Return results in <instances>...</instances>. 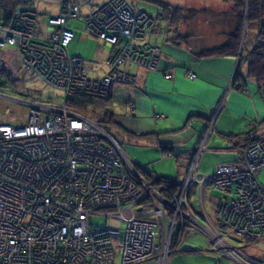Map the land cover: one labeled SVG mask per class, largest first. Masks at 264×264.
Wrapping results in <instances>:
<instances>
[{
  "label": "built area",
  "instance_id": "2783aa9c",
  "mask_svg": "<svg viewBox=\"0 0 264 264\" xmlns=\"http://www.w3.org/2000/svg\"><path fill=\"white\" fill-rule=\"evenodd\" d=\"M57 5L55 14L40 13L35 4L0 20V90L33 99L7 98L0 91V99L21 108L14 115L0 108V264H165L181 240L170 248L174 217L165 205L178 201L189 219L184 227L205 235L224 255L232 253L230 240L264 241L258 178L264 138L255 131L235 151L236 159L210 176L196 174L205 147L201 138L184 176L160 178L138 167L99 121L67 106L75 96L105 100L113 88L133 85L139 70H157L160 7L145 0H104L82 14L79 3ZM80 18L85 32L107 49L102 67L67 51L75 36L68 24ZM185 75L195 78L189 70ZM36 81L59 91L61 102L36 100V92L26 88ZM206 182L223 195L212 223L200 216L202 208L186 204L191 185L201 190ZM171 183L182 191L166 199L160 191ZM92 216L120 220L123 229L94 228ZM237 254L243 257L239 249ZM248 261L264 264L254 257Z\"/></svg>",
  "mask_w": 264,
  "mask_h": 264
},
{
  "label": "crops",
  "instance_id": "0c3cea01",
  "mask_svg": "<svg viewBox=\"0 0 264 264\" xmlns=\"http://www.w3.org/2000/svg\"><path fill=\"white\" fill-rule=\"evenodd\" d=\"M189 9L196 10L195 8ZM201 10L204 13H216L218 23L207 22L208 26L203 25L206 29H215L213 33L207 31L203 35H198L196 30L192 33L187 31L176 44L166 40L165 37L161 41V46L159 44L161 54L157 70H139L133 85L117 86L112 90L113 93L116 89L128 87L127 99L123 101L126 115L117 117L119 125H115L112 119L113 128L118 126L119 130L130 139L123 146L124 152L135 163L141 164L154 175L156 173L153 170H156L159 162L171 160L178 171L175 177L184 176L191 158V151L196 148L201 138L205 140L203 152H212L208 155L214 156L215 152L220 151L235 152L236 144L232 143L233 140L229 141L226 135L242 134L252 124L264 123V85L258 90L253 82L246 81L242 91L233 86V75L238 66L237 57L197 58L196 56L203 50H210L225 44L227 34L230 33L231 24H233L231 23L232 8H220L217 12L211 7ZM42 25L41 28L44 30L43 22ZM249 32L253 31L250 29ZM88 35L86 32L83 35L75 33L73 39L82 38L86 41L91 36ZM97 42L96 54H99L105 47L98 39ZM186 70L194 73L193 80L186 77ZM165 72H169L172 77L166 79L163 75ZM242 75L244 76L245 73ZM160 144L166 148L165 153L168 156L163 155ZM220 146H224L225 149L221 150ZM201 155L202 153L196 165V174L200 175L206 170L205 163L198 165ZM261 175L263 176L259 175V180L264 188V173ZM191 203H193L192 198ZM216 203L210 201L212 216H209V208L204 204V198L201 201L198 196V207H193L197 210L202 208L204 216L212 219ZM190 233L196 232L190 227L183 229L180 244L185 235ZM180 244L173 254V256L177 255L175 257L177 260L188 257L205 259L203 262L201 260L196 262L198 264H223V261H227L224 259H230L215 250L208 242L210 246L208 249L211 251L179 250ZM224 264L243 263L235 259Z\"/></svg>",
  "mask_w": 264,
  "mask_h": 264
},
{
  "label": "rangeland",
  "instance_id": "374dc122",
  "mask_svg": "<svg viewBox=\"0 0 264 264\" xmlns=\"http://www.w3.org/2000/svg\"><path fill=\"white\" fill-rule=\"evenodd\" d=\"M102 1H104V0H78V3L81 5L82 14H85L87 9H88V6L98 5ZM145 1H147V0H145ZM148 1L161 2L164 4H169L173 7H180V8H184V9H186V8H195L196 9L195 10L196 14H194V17H192L191 22H188L187 24L185 23L184 26H181L177 30L174 27H172L171 29H167L166 25L164 24V21L163 20L160 21V28L162 29V33L159 35V38H158V44H160V46H161L162 39H164L165 37H166L165 38L166 40L170 41L171 43H175V42H177V39H175L176 36L179 33L184 34L187 31L192 33L196 30L197 31L196 34H198V35H203L207 31H210L211 33H213L215 29H213V28L206 29V28H204V26H208L209 23L213 24V22L218 23L217 22L218 20L216 18V13H213V12L212 13H204L201 10L202 8H210L211 7L213 11L217 12L220 8L229 9V8L233 7V3L231 1L226 2V0H148ZM39 2H40V4L37 2L35 4L36 5L39 4L38 10L40 13L55 14L58 12L57 2L52 1V0H40ZM149 12H151V9H149ZM162 13H163V11H162ZM41 18H42V22L44 23L46 16H43ZM83 22H84L83 18H80L77 21H70L68 25L75 31V33L77 35H83V34H85ZM207 22H209V23L206 24ZM215 23H214V25H215ZM41 25H42V23L40 22V26ZM97 50H98V42H97V39H95V37H93V36H89V39L86 41H83L82 38H79L78 40L73 39L72 42L68 46V52H69L70 56L80 57V58L84 59L85 62L89 65L102 67L104 64V60L106 58V55H107V51L104 48L99 54H96ZM244 68H245L244 63L237 66V70H239L240 76H243L242 74L245 73V71H243ZM237 70H236L235 74L233 75V80H232L233 82L232 83H235V81H236V77H237L236 74L238 72ZM26 88L33 90L32 92H36L34 96H36V98H37L36 100H38V101L45 102L47 100H50V101H52L53 104H59L61 102V98H62L61 93L59 91L53 89L52 87L45 86L41 81L27 82ZM3 90H4L5 96L7 98L33 100L31 97H27L26 99L22 98L18 94L10 91L9 89L4 88V89H1L0 91H3ZM127 90H128V87H124L121 89H116L112 93V105H113L112 114H113V121H114L115 125H119L118 124L119 121L117 119V117H119V115H126L124 112L125 108H124L123 101L127 99V95H128ZM39 92H40V95H38ZM0 108L2 110H7V111L11 112V115L12 114L13 115L18 114L20 112V109H21L16 104H14L11 101H8L6 99H4V100L0 99ZM90 115H91L90 116L91 118L96 119L95 118L96 117L95 112H93V114L91 113ZM10 119H12V118H10ZM257 123L252 124L251 126H249V128H251V127L256 128V129H254L256 132V136L264 138V123L260 124V125H257ZM108 127L110 129V131H109L110 135L113 138H115L121 144V147L123 149V146L126 145V142L128 140H130L128 138V136L126 134H123L119 130L118 126H116L117 128H113L114 127L113 123L111 125H109ZM116 133H118V134H116ZM200 141H201V139H200ZM243 144L244 143L238 144L234 148L235 149L234 151H237L238 148L241 147ZM220 149L223 150L225 148H224V146H220ZM201 153H202V155H201V158L199 160L200 162L198 165L205 163L206 170L203 172L205 174H203V173H201V174L207 175V176H210L214 172L213 170H214L215 166L218 167L219 165H221L223 163H229L230 161H232L235 158V154H236L235 152L220 151V152H215V155L213 156V155H208L212 152H209V151L203 152V150ZM199 157H200V155L197 158L196 165H197ZM216 158H219V159H216ZM217 160H218V162H217ZM140 167L143 168L144 170H147L150 172V170L146 169L145 167H143V166H140ZM217 167H215V169ZM153 171L156 173V176H158V177H168V176L173 177V176L178 174L177 168L175 167L174 162L171 160L159 162V164L156 166V170H153ZM197 172L199 173L200 171H197ZM262 173H264V170H262V172L259 175L263 176V175H261ZM258 178H259V176H258ZM207 184H208V186H206ZM191 190H192L191 196L189 195L187 197L186 204H188L189 202L191 203V198H192L193 199L192 205L194 207H198V196L201 199V201L204 198V204L207 206V208H209V210H208L209 216H212L210 201H213V203L217 202L218 200H215V199L221 198L223 195L220 192L216 191L211 186V184L209 182H206L203 185L201 190H199V189L197 190V188H194V185L192 184ZM198 191H199V194H198ZM194 207H192V209ZM188 208H189V206H188ZM184 213H187V211L184 210ZM186 215H188V214H186ZM201 215L203 218L208 220V222L212 223L211 218L205 217L204 214H201ZM199 219L201 220V218H199ZM91 221H92V225L94 226V228L96 227L99 230H104L106 228H113V229H120V230L123 229L122 228V221H120V220L106 219V218L101 217V216H92ZM213 225H215V224H213ZM180 237L181 236L179 234H176V235H174L175 240H170V242H171L170 248L171 249L173 248L172 242H174V243L177 242ZM230 241H231V244L233 247L239 248V252L242 253L243 257H245L247 259H249L250 257H254L255 259H260V260L264 261V241L263 240H261V241H247V240H244L242 238H239V239L237 238L236 240H230ZM230 241H228V242H230ZM209 247L210 246H208V244H207V239H206L205 235H203L200 232H196V233H190L187 236L185 235V237L181 241L179 250L211 251L210 249H208ZM213 248L215 250L221 251V253L224 254V252L222 251V249L219 246L215 245V246H213ZM225 255H226V253H225ZM230 256H232V254ZM175 257H177V255H175V256L172 255L171 258L169 257L165 264H194V263L198 264L196 262H198L199 260H201L202 262H203V260H205V259H197V258L191 259L188 257H183L182 259L177 260ZM236 257L239 258L240 256L236 254ZM224 260H227V261H223V264L225 262H227V263L231 262L229 259H224ZM175 262H177V263H175ZM243 263H245V262H243ZM141 264H157V263H156V261L152 260V261L144 262Z\"/></svg>",
  "mask_w": 264,
  "mask_h": 264
},
{
  "label": "trees",
  "instance_id": "16d2710c",
  "mask_svg": "<svg viewBox=\"0 0 264 264\" xmlns=\"http://www.w3.org/2000/svg\"><path fill=\"white\" fill-rule=\"evenodd\" d=\"M40 0H0V20L7 21L17 10L32 8ZM57 4L72 5L78 0H52ZM148 1V0H147ZM232 2L233 24L231 31L227 34L224 45L217 46L210 50H203L196 54L199 57L213 56H235L241 58L240 65L245 64V75L236 74V81L233 84L237 90L245 88V82L251 81L258 90L264 85V0H226ZM156 4L163 11V21L167 29L172 27L180 28L185 23L191 22L196 14L194 9L173 7L161 2L148 1ZM37 4V5H39ZM46 15V14H45ZM253 32H249V30ZM178 34V33H177ZM183 34H178L175 39L180 40ZM176 44V42L174 43ZM72 110L91 118L90 114L96 113V120L108 131L112 124L113 114L111 102L104 99H95L86 96H75L67 103ZM256 128L251 127L242 134L226 135L229 141L238 144L244 143L246 138L253 133ZM160 148L165 153L166 148L160 144ZM174 177V176H173ZM163 178V177H162ZM165 178H172L171 176ZM175 240V239H174ZM180 244V242H179Z\"/></svg>",
  "mask_w": 264,
  "mask_h": 264
},
{
  "label": "flooded vegetation",
  "instance_id": "af4514ba",
  "mask_svg": "<svg viewBox=\"0 0 264 264\" xmlns=\"http://www.w3.org/2000/svg\"><path fill=\"white\" fill-rule=\"evenodd\" d=\"M240 61H241V58H239L238 57V59H237V64L238 65H240ZM110 97H111V95H110ZM110 97L109 98H107V99H105V100H109L110 99ZM163 178H165V177H163ZM181 187H182V185H180V184H173V183H171V185L170 186H167L166 187V189L163 191V190H161L160 191V194H161V196H163V197H165L166 199H169L170 197L172 198V196L176 193V192H180V191H182L181 190ZM165 191H166V193H165ZM165 209H166V211H167V214H169V215H171L172 217H174L173 218V220H174V224L172 225L173 226V229H172V234L173 235H176V234H178V232L180 231L181 232V230H183V228H184V226H186V221H188L189 219L187 218V217H185L184 216V213H183V211H184V207H183V205H182V203L181 202H179L178 201V204L177 205H174V204H172V203H170V204H166L165 205ZM183 232V231H182ZM175 238H174V236L172 237V240H174ZM178 244V241L177 242H172V246L174 247L175 245H177ZM230 246H231V249H230V251L232 252L231 254H232V256H230V255H225V256H227L228 258H230L229 260L231 261H234L235 259H237L239 262L241 261L242 263L243 262H245V263H243V264H249V261H248V259L247 258H245V257H242V256H240L239 254H237V249H239V248H235V247H233L232 246V244H230ZM242 247V246H241ZM236 252V253H235ZM236 254L237 255H239L240 257L239 258H237L236 257ZM173 254H171V256H172Z\"/></svg>",
  "mask_w": 264,
  "mask_h": 264
},
{
  "label": "water",
  "instance_id": "95a60500",
  "mask_svg": "<svg viewBox=\"0 0 264 264\" xmlns=\"http://www.w3.org/2000/svg\"><path fill=\"white\" fill-rule=\"evenodd\" d=\"M136 164H137L138 166H141V164L139 165V163H137V162H136ZM144 172L147 173V174H153V173H151V172H149V171H147V170H144ZM153 175H154V174H153ZM155 176H156V175H155ZM174 177H175V176H174ZM176 178H177V177H176Z\"/></svg>",
  "mask_w": 264,
  "mask_h": 264
},
{
  "label": "clouds",
  "instance_id": "9594fccd",
  "mask_svg": "<svg viewBox=\"0 0 264 264\" xmlns=\"http://www.w3.org/2000/svg\"><path fill=\"white\" fill-rule=\"evenodd\" d=\"M160 178H162V177H160Z\"/></svg>",
  "mask_w": 264,
  "mask_h": 264
}]
</instances>
